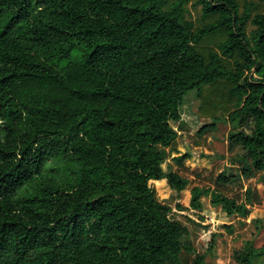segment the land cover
Returning a JSON list of instances; mask_svg holds the SVG:
<instances>
[{"label":"trees","instance_id":"16d2710c","mask_svg":"<svg viewBox=\"0 0 264 264\" xmlns=\"http://www.w3.org/2000/svg\"><path fill=\"white\" fill-rule=\"evenodd\" d=\"M191 91L236 130L190 206L248 220L254 191H225L264 173V0H0V264H183L188 229L149 183L190 184L161 165L191 158L171 126Z\"/></svg>","mask_w":264,"mask_h":264},{"label":"rangeland","instance_id":"374dc122","mask_svg":"<svg viewBox=\"0 0 264 264\" xmlns=\"http://www.w3.org/2000/svg\"><path fill=\"white\" fill-rule=\"evenodd\" d=\"M190 7V6H189ZM192 8V7H191ZM80 55L75 51L70 59H79ZM201 102L196 91L189 92L183 99L180 107L181 120L171 122L173 129L180 135L179 149L189 152L191 158L182 168H177L167 159L161 167L167 173L178 172L183 178L190 181L189 186L182 192L170 188L167 180L163 182H150L149 186L155 194L158 202L171 208L169 217L181 222L187 229V235L182 238V244H191L192 252L183 253V264H193L197 255L205 254L206 264H237L234 261V253L241 249L247 240L264 242V230L260 233L250 225L251 219L258 218L264 225V173L254 179H241L238 186L231 192L243 194L251 188L258 201L255 202L252 214L248 220L241 219L237 215L229 216L221 207H214L210 196H202V210L197 211L190 206V189L198 185L215 189L214 180L221 171L229 175L228 160L223 164L213 165L209 156L225 155L229 153V134L236 128L231 123L220 122L217 128H208L212 120L202 118L199 114ZM206 127L201 133L202 128ZM169 150V149H168ZM194 168H199L194 170ZM237 189V191H235ZM251 208V207H249ZM259 236V238H257ZM255 264H264V258Z\"/></svg>","mask_w":264,"mask_h":264}]
</instances>
